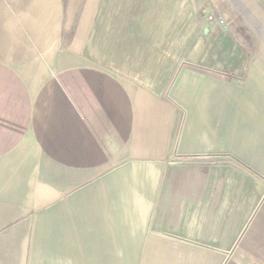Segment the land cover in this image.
<instances>
[{"label":"crops","instance_id":"0c3cea01","mask_svg":"<svg viewBox=\"0 0 264 264\" xmlns=\"http://www.w3.org/2000/svg\"><path fill=\"white\" fill-rule=\"evenodd\" d=\"M196 1L0 0V264H264V0Z\"/></svg>","mask_w":264,"mask_h":264},{"label":"rangeland","instance_id":"374dc122","mask_svg":"<svg viewBox=\"0 0 264 264\" xmlns=\"http://www.w3.org/2000/svg\"><path fill=\"white\" fill-rule=\"evenodd\" d=\"M183 1H184V3H183L184 4V8L182 9V11H184V17L187 20V26L191 27V29L193 28V26L196 24L197 21L198 22L200 21L201 23L205 24L206 22L210 23L209 22L210 18H213L212 22L216 18L215 14H211V15L209 14L208 15V14L205 13L204 15H201L202 10L205 9V8H202L201 6H197V1L196 0H183ZM218 19H220L219 20L220 24L225 27L226 23L223 21V19H221V17L218 18ZM222 21L224 22V24L221 23ZM63 37L66 40H68V36H67L66 32H65V34L63 33ZM175 47L178 48V43L175 44Z\"/></svg>","mask_w":264,"mask_h":264},{"label":"built area","instance_id":"2783aa9c","mask_svg":"<svg viewBox=\"0 0 264 264\" xmlns=\"http://www.w3.org/2000/svg\"><path fill=\"white\" fill-rule=\"evenodd\" d=\"M212 20H213V18H210V19H209V22H210V23H212ZM221 23H223V24H224V22H223V21H222Z\"/></svg>","mask_w":264,"mask_h":264}]
</instances>
